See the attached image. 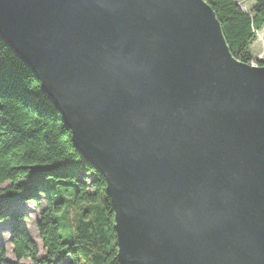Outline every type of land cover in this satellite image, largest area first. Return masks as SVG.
<instances>
[{"label":"water","instance_id":"95a60500","mask_svg":"<svg viewBox=\"0 0 264 264\" xmlns=\"http://www.w3.org/2000/svg\"><path fill=\"white\" fill-rule=\"evenodd\" d=\"M0 40L104 176L119 264H264V65L206 0H0Z\"/></svg>","mask_w":264,"mask_h":264},{"label":"trees","instance_id":"16d2710c","mask_svg":"<svg viewBox=\"0 0 264 264\" xmlns=\"http://www.w3.org/2000/svg\"><path fill=\"white\" fill-rule=\"evenodd\" d=\"M206 1L219 19L233 55L252 63L251 48L264 29V0H254L250 12L237 0ZM256 65H264V60ZM15 200L45 206L35 222L42 253L22 222L26 215L12 206ZM3 220L11 223L10 243L17 262L119 264L114 210L104 176L75 147L62 114L44 97L35 73L0 40ZM0 264H17L7 258L3 247Z\"/></svg>","mask_w":264,"mask_h":264},{"label":"rangeland","instance_id":"374dc122","mask_svg":"<svg viewBox=\"0 0 264 264\" xmlns=\"http://www.w3.org/2000/svg\"><path fill=\"white\" fill-rule=\"evenodd\" d=\"M240 6L247 12H250L252 7L254 6V0H237ZM251 54L253 56L254 64L259 61L264 60V29L257 33V40L253 44L251 48ZM91 177H94V174H91ZM43 199V198H42ZM44 202V200H43ZM12 206L18 210L23 212L26 215V218L22 220L25 228L29 231L33 240L36 241L40 248V252L42 253V241L39 237L38 230L35 226V222L39 219L40 213L45 207H38L35 203H22L17 200L13 201ZM11 207L12 209H14ZM10 229L11 223L8 220L0 221V247H3L6 251L7 258L17 264H32L29 259L21 260L20 262L16 261L12 253V245L10 243Z\"/></svg>","mask_w":264,"mask_h":264},{"label":"bare ground","instance_id":"6f19581e","mask_svg":"<svg viewBox=\"0 0 264 264\" xmlns=\"http://www.w3.org/2000/svg\"><path fill=\"white\" fill-rule=\"evenodd\" d=\"M254 64V63H253Z\"/></svg>","mask_w":264,"mask_h":264}]
</instances>
